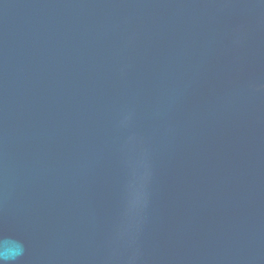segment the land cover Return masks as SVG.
<instances>
[{"label":"water","instance_id":"obj_1","mask_svg":"<svg viewBox=\"0 0 264 264\" xmlns=\"http://www.w3.org/2000/svg\"><path fill=\"white\" fill-rule=\"evenodd\" d=\"M4 237L16 264H264V0H0Z\"/></svg>","mask_w":264,"mask_h":264},{"label":"clouds","instance_id":"obj_2","mask_svg":"<svg viewBox=\"0 0 264 264\" xmlns=\"http://www.w3.org/2000/svg\"><path fill=\"white\" fill-rule=\"evenodd\" d=\"M138 202V195L133 188L130 192L129 207L134 208ZM23 246L9 237L0 239V264H16L22 255Z\"/></svg>","mask_w":264,"mask_h":264}]
</instances>
